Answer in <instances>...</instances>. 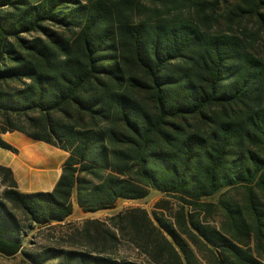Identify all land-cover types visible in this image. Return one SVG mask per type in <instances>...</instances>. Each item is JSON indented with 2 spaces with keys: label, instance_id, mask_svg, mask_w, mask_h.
<instances>
[{
  "label": "trees",
  "instance_id": "16d2710c",
  "mask_svg": "<svg viewBox=\"0 0 264 264\" xmlns=\"http://www.w3.org/2000/svg\"><path fill=\"white\" fill-rule=\"evenodd\" d=\"M222 1L0 0V135L67 154L50 192H19L0 166V236L31 264H141L109 254L118 234L153 264H204L192 247L205 264H264V58L232 30L253 18L264 45V0L218 16ZM150 191L176 210L119 212L114 230L89 220L84 249L23 250L14 211L46 227L72 202L95 213Z\"/></svg>",
  "mask_w": 264,
  "mask_h": 264
},
{
  "label": "rangeland",
  "instance_id": "374dc122",
  "mask_svg": "<svg viewBox=\"0 0 264 264\" xmlns=\"http://www.w3.org/2000/svg\"><path fill=\"white\" fill-rule=\"evenodd\" d=\"M241 0H224L221 2L217 15L220 16L223 10L226 8H231L233 5L238 4ZM239 25L233 27V32L237 35L245 38L249 43H251L253 47V52L264 58V45H263V36L257 30V24L253 18H243L239 21ZM226 22L223 18H218L215 24V30H226ZM1 122V119H0ZM45 145V144H44ZM46 146V145H45ZM50 151L43 147V150L47 152V156L51 160L52 164L49 165V168L54 170L56 168V163L59 167L62 166V163L67 155L65 152L60 151L54 147L47 146ZM54 161V162H53ZM57 161V162H56ZM55 163V164H54ZM58 167V168H59ZM51 174H55V171H52ZM3 187L0 182V193L2 192ZM230 196L237 200L238 202H243V194L242 190L238 189L233 191ZM261 199L264 203V196H261ZM160 200L171 201L167 199L164 195L150 191L149 195L142 200L136 201H124L120 200L116 203L114 208L95 212V213H82L80 211H76L71 215L64 223H53L46 227H27L26 221L22 218L21 214L18 212L16 214L17 218L21 222L22 226H24V231L27 236L24 241V251L25 252H39L44 248L53 247V248H63V249H84L81 244H85L86 240L83 238V228L85 226V222L99 221L104 226L110 227L112 230L113 227L107 221L109 217L118 214L119 212H125L130 209L139 208L145 210L149 215L154 211L155 204ZM172 202V201H171ZM208 202H215V198L208 199ZM170 208L174 211L177 206L172 202ZM85 216L86 218H84ZM212 224L220 226V222H222V216L220 213H216L214 219H209ZM121 238L120 243L116 248H112L109 250V254L113 258L118 259H126L134 262H138L141 264H153L151 263L147 257L144 256L140 251H138L133 245H131L126 238H122L120 234H118ZM193 250L197 253L198 258L205 264V257L207 256L206 252L201 249L198 250L192 247ZM255 255L256 252L254 251ZM258 258L262 260L264 263V257ZM57 262H50L49 264H56ZM0 264H31L26 258L22 255H18L15 258L0 260Z\"/></svg>",
  "mask_w": 264,
  "mask_h": 264
},
{
  "label": "crops",
  "instance_id": "0c3cea01",
  "mask_svg": "<svg viewBox=\"0 0 264 264\" xmlns=\"http://www.w3.org/2000/svg\"><path fill=\"white\" fill-rule=\"evenodd\" d=\"M0 137L16 150L14 152L0 148V166L9 168L12 171L18 191L21 193L50 192L57 182L61 167L56 163V168L52 170L49 165H46L44 157L37 159V161H42L43 163L36 165V159L34 158V145L36 143L44 148L48 145L45 144V146L44 143L34 141L19 132L1 134ZM46 149L50 151L48 147ZM52 171H55V174L52 175ZM72 205L73 213L76 211L82 212L75 203L72 202ZM83 217L86 218L85 216ZM24 241L25 238L22 246H24ZM19 250L13 247L12 243L8 242L7 239L0 236V260H9L17 257L20 255Z\"/></svg>",
  "mask_w": 264,
  "mask_h": 264
}]
</instances>
